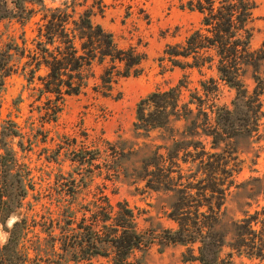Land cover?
Returning <instances> with one entry per match:
<instances>
[{
	"label": "rangeland",
	"instance_id": "rangeland-1",
	"mask_svg": "<svg viewBox=\"0 0 264 264\" xmlns=\"http://www.w3.org/2000/svg\"><path fill=\"white\" fill-rule=\"evenodd\" d=\"M23 1L22 15L11 12L14 0L0 1V17L6 15L0 20V250L12 234L26 264H111L109 248L95 244L93 250V237L86 232L106 197L112 208L125 203L134 213L142 247L129 264H198L183 262L188 251L196 256L197 246L166 240L177 230L168 216L177 202V185L192 183L198 172L190 158L198 144L223 159L212 162L226 191L217 227L223 239L219 259L222 264H264L232 250L239 232L245 233L248 247H264V62L239 72L243 97L220 81L213 65L181 71L163 56L167 47L183 45L200 29L198 14L180 10L186 0H41L46 9L70 5L75 17L91 11L92 23L109 33L118 49L133 48L144 57L140 75L118 81L108 96L99 80L107 65L94 64L80 95L54 101L38 80L46 70L35 68L41 15L22 21L30 9L39 10L38 3ZM255 2L251 52L264 44V0ZM181 80L180 119L162 130L135 133L137 104ZM256 87L257 100L252 95ZM216 109H223L218 126ZM158 163L174 171V192L147 188L148 167ZM249 218L253 223L240 230L241 221ZM249 229L255 234L247 236ZM85 237L87 245L81 243ZM97 250L108 252L107 257L96 255Z\"/></svg>",
	"mask_w": 264,
	"mask_h": 264
},
{
	"label": "trees",
	"instance_id": "trees-1",
	"mask_svg": "<svg viewBox=\"0 0 264 264\" xmlns=\"http://www.w3.org/2000/svg\"><path fill=\"white\" fill-rule=\"evenodd\" d=\"M23 2L25 1L14 0L11 12L14 13L13 11L16 10L22 15L25 12L22 7ZM36 2L39 10L30 9L22 21H29L36 13L41 15V25L37 31L38 42L35 47L38 56L35 68L38 70L42 67L46 70V76L38 80L43 93L52 96L54 101L59 102L65 97L80 95L86 89L87 81L91 76L88 73L94 64L107 65L99 78L101 92L106 96L118 81L140 75L143 55L133 48L118 49L112 36L99 25L92 23L91 11H84L75 17L73 8L66 3L61 9L52 10L43 7L41 0ZM180 10L198 14L201 17L200 29L193 31L183 45L167 47L163 56L169 60L173 68L181 71L200 70L205 66L213 65L221 82L237 92V95H245L243 85L238 80L239 72L246 67L255 68L256 61L264 62V44L257 51L250 50L253 34L251 26L254 21L253 13L256 10L255 0H186L180 5ZM3 18H6V15L0 17V20ZM13 19L19 20L20 17ZM178 59L190 60L192 63L182 64ZM184 84L181 80L176 87L166 92L152 93L141 100L136 107L133 131L138 133L162 130L167 127L170 120H179L178 109ZM200 87L204 89L201 83ZM257 90L258 87L252 93L256 100L260 96ZM191 99L201 103L200 99ZM222 112L223 109H216L212 113L216 126L220 125L217 119ZM226 115L225 121L229 122L230 114L226 113ZM202 116L205 121L208 120L206 113H202ZM206 136L212 137L207 134ZM214 146H216L215 142L212 150L216 149ZM192 150L193 154L190 158L201 178L196 174L190 179L192 183L189 181L185 184L178 183L177 202L168 215L177 225V230L174 233L168 232L166 240L169 245L197 246L196 256L191 254L192 250L187 252L189 255L187 258L186 254L183 255L185 263L222 264L219 253L223 247V239L217 233V227L219 211L226 191L221 189L224 185L212 162L215 160L220 164L223 159L217 154L206 152L198 144H195ZM159 159L162 161V156ZM148 168L150 171L147 175L149 178L146 183L147 188L152 191H157L161 187L167 192L176 190V185H171L174 180L170 177L174 171H171L169 166L162 167L158 163ZM228 177L231 175L228 174ZM180 180L181 177L178 182ZM200 198L204 200L203 204ZM217 200L218 203L214 205L213 202ZM250 219L252 218L242 220L239 229L249 228L253 223ZM93 224L86 231L93 237V250L95 244L109 248L111 264H129L128 259L131 254L142 247L134 213L125 203L117 204L112 208L107 198L101 197L98 218L95 220L94 217ZM249 230L250 234L245 231L247 236L255 234L254 231ZM234 236H237L238 242H235L232 250L264 263V247L261 245L248 247L245 245L247 239L243 238L241 232ZM86 238L81 243L87 245L89 239ZM241 250L244 252L241 253ZM96 255L107 257L108 252L99 253L97 250ZM27 260L23 251L17 250V241L11 234L6 245L0 250V264H17L21 261L26 264Z\"/></svg>",
	"mask_w": 264,
	"mask_h": 264
}]
</instances>
